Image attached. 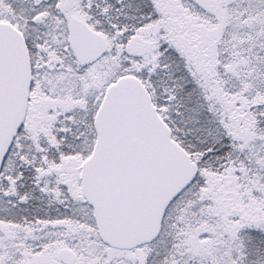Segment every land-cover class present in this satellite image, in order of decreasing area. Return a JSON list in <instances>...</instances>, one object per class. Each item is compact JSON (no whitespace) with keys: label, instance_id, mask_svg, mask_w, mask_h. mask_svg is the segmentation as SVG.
Segmentation results:
<instances>
[{"label":"snow or ice","instance_id":"6c2138e0","mask_svg":"<svg viewBox=\"0 0 264 264\" xmlns=\"http://www.w3.org/2000/svg\"><path fill=\"white\" fill-rule=\"evenodd\" d=\"M0 264H264V0H0Z\"/></svg>","mask_w":264,"mask_h":264}]
</instances>
